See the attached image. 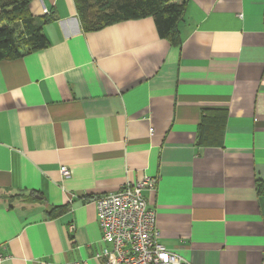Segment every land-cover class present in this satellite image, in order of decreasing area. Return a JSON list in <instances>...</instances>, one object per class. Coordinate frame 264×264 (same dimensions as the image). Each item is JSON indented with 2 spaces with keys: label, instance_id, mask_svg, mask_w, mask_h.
Listing matches in <instances>:
<instances>
[{
  "label": "crops",
  "instance_id": "1",
  "mask_svg": "<svg viewBox=\"0 0 264 264\" xmlns=\"http://www.w3.org/2000/svg\"><path fill=\"white\" fill-rule=\"evenodd\" d=\"M30 12L55 19L47 47L0 60V264H101L94 198L144 175L160 244L264 264V0H187L178 46L151 16L83 31L73 0Z\"/></svg>",
  "mask_w": 264,
  "mask_h": 264
},
{
  "label": "trees",
  "instance_id": "2",
  "mask_svg": "<svg viewBox=\"0 0 264 264\" xmlns=\"http://www.w3.org/2000/svg\"><path fill=\"white\" fill-rule=\"evenodd\" d=\"M32 0H0V60L23 56L48 46L43 26L55 16L35 18L30 12ZM83 31H96L127 19L151 16L157 33L171 45L181 43L178 23L184 15L187 0H73ZM202 138L199 139V143ZM264 199V180L256 184ZM64 207L48 211L50 217L62 213Z\"/></svg>",
  "mask_w": 264,
  "mask_h": 264
},
{
  "label": "built area",
  "instance_id": "3",
  "mask_svg": "<svg viewBox=\"0 0 264 264\" xmlns=\"http://www.w3.org/2000/svg\"><path fill=\"white\" fill-rule=\"evenodd\" d=\"M60 172L64 177L70 174L66 166H61ZM156 183V178L144 175L132 185L94 198L101 245L93 259L101 264H191L157 241L155 212L143 196V191L155 189ZM68 230L73 232L74 225L69 224ZM2 258L0 255V261ZM65 264L89 261L76 259Z\"/></svg>",
  "mask_w": 264,
  "mask_h": 264
}]
</instances>
